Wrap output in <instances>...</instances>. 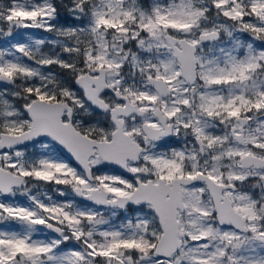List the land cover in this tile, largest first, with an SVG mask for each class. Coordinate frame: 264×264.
I'll use <instances>...</instances> for the list:
<instances>
[{"label":"snow or ice","instance_id":"1","mask_svg":"<svg viewBox=\"0 0 264 264\" xmlns=\"http://www.w3.org/2000/svg\"><path fill=\"white\" fill-rule=\"evenodd\" d=\"M0 264H264V0H0Z\"/></svg>","mask_w":264,"mask_h":264}]
</instances>
